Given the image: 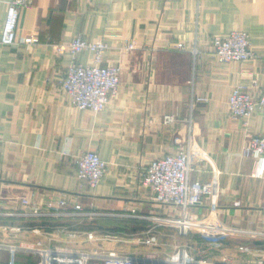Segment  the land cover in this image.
<instances>
[{"label":"crops","instance_id":"crops-1","mask_svg":"<svg viewBox=\"0 0 264 264\" xmlns=\"http://www.w3.org/2000/svg\"><path fill=\"white\" fill-rule=\"evenodd\" d=\"M10 1L0 0V264H19L28 242L71 249L80 230L76 221L93 222L74 216L40 220L24 214V197L43 205L66 195L87 210L124 215L100 218L101 228H123V221L168 224L166 218L178 216L179 209L157 203L140 172L152 159L187 146L190 118L191 178L206 190L189 213L216 230L215 237L195 242L216 247L212 240L221 238V230L237 228L247 233L225 241L232 256L252 262L264 255L261 157L245 154L247 129L228 102L237 85L256 96L263 92L264 0H33L21 10L18 37L39 41L5 45L1 36ZM235 29L249 33L256 57L220 61L213 37ZM76 36L104 38L110 45L105 64L122 66L120 87L99 112L72 105L62 88L75 59L92 60L88 51L76 57L57 53L54 43ZM130 42L136 48L124 51ZM198 96L209 101L192 105ZM166 115L175 120L166 122ZM249 123V132L264 136V109ZM88 149L109 165L94 189L79 178L75 160ZM133 210L136 216H129ZM240 244L249 250L237 251Z\"/></svg>","mask_w":264,"mask_h":264},{"label":"built area","instance_id":"built-area-1","mask_svg":"<svg viewBox=\"0 0 264 264\" xmlns=\"http://www.w3.org/2000/svg\"><path fill=\"white\" fill-rule=\"evenodd\" d=\"M32 2L33 0H11L9 2L7 16L3 25L1 43L5 45H13L17 42L34 44L39 41V38L34 35L22 38L18 37V23L21 10ZM178 46L185 48L182 42H179ZM54 47L59 54L70 51L75 57L87 51L92 53V60L89 63L79 62L75 59L68 66L61 84L62 88L70 96L72 105L81 110H91L93 112L104 110L117 93L122 76V66L120 64H105L106 53L110 49L109 43L104 38L92 41L82 36H76L66 42L54 43ZM212 47L220 61L246 62L256 57L249 33L241 29H235L226 34L215 35L212 40ZM135 48L136 45L133 42L126 43L123 46V50L127 52ZM197 52V49H194L195 55ZM196 101L208 102L209 98L198 96L192 105ZM228 102L232 116L241 119L245 129H247V143L244 152L246 155L255 154L261 157L259 171L263 174L264 136L249 132V119L257 110L264 109V89L261 95L256 96L244 85H237L232 89ZM174 120L175 117L173 115L165 116L166 122H173ZM188 122L187 146L175 153H168L152 159L140 172L141 184L152 191L153 199L157 203L163 206L172 205L177 207L179 212L182 213L179 219L172 220L167 218L166 222H181V224H178L179 231L185 235L190 230L212 228V224H204L205 221L197 220L196 217L189 213L191 207L202 202L206 187L201 181L192 180L191 178V173L194 170L191 143L195 132V122L192 118ZM75 160L79 168V178L91 188H96L108 171V162L101 158L93 149H88L75 155ZM22 202L25 207H28V211L24 214H31L40 220L82 215H88L90 218L92 216L103 218L111 215V213L87 210L81 203L75 202L71 204L70 198L66 195L61 196L56 202L43 205L33 203L26 197L22 199ZM69 205L74 206L73 210H67ZM16 229L20 231L21 227L18 226ZM227 230L247 233L237 228H229ZM88 233L86 232V234ZM144 243L146 245L157 244V234L152 233V235H148L144 239ZM36 245L38 247L26 246L24 249L33 250V252L40 254L39 264H219L207 255L198 257L197 255H190L187 252L158 257L156 255L123 254L118 253L116 250L104 253L64 249L45 246L42 241H39ZM238 248L248 251L250 247L241 245ZM229 261V263H234L231 260ZM238 264H264V255L258 254L252 262L247 260L240 261Z\"/></svg>","mask_w":264,"mask_h":264},{"label":"rangeland","instance_id":"rangeland-1","mask_svg":"<svg viewBox=\"0 0 264 264\" xmlns=\"http://www.w3.org/2000/svg\"><path fill=\"white\" fill-rule=\"evenodd\" d=\"M192 148V145H191ZM93 211V210H91ZM135 212V211H134ZM133 212L132 215L129 216H136V214ZM113 213V212H111ZM180 215L182 213L179 212L178 216L171 217L170 219L176 220L179 219ZM109 216H115V217H122L123 214L120 213H113ZM80 218H87L92 220L89 221V223L84 225V221H76L80 230H78L77 235L73 238H71V249H78L81 251H91V252H104L108 253L110 251L116 250L118 253H132V254H138V255H156L158 257H165L167 254L170 255H177L179 253H189L190 255H197L198 257L207 255L210 258H212L215 262L219 264H238L240 263L239 260H236L232 254L234 253V250H229L226 245V240L230 237H233V235H246L243 233H238L237 231H229V230H221L220 239L218 240H212V242H216V247H213L212 245L208 246V242H201L197 243L195 242V239L198 238H212L215 237L216 233L215 229L208 228V229H194L190 230L188 234H182L179 231L178 224L181 222L178 221H168V224L163 223L162 219H159L156 224H150V225H144L141 223H135V222H124L120 223V225L123 226V228H104L100 227V217L99 216H90L88 215H82V216H76L74 219ZM167 219V218H166ZM211 224L212 222H205L204 224ZM202 224V223H201ZM215 225V224H214ZM21 227V226H19ZM22 228V227H21ZM86 232H89L86 234ZM92 234L90 235V233ZM152 233L157 234L158 243L155 245H146L144 243V239L148 235H152ZM249 234V233H248ZM17 235V234H16ZM19 235H17L18 237ZM20 237V236H19ZM260 237V236H259ZM21 241V240H20ZM26 241V240H23ZM34 242H28L26 245L28 246H35L38 247V245L33 244ZM241 245V244H240ZM264 245V243H263ZM47 246V245H45ZM239 246V245H238ZM57 248H62L58 247ZM209 247H213L210 250ZM26 254H24L23 257L19 258V264H35L39 260L38 253L33 252V250H25ZM237 251H243L238 248ZM29 253V254H27ZM231 254V255H230ZM32 259V260H31ZM233 261L234 263H229L230 261ZM40 262V261H39Z\"/></svg>","mask_w":264,"mask_h":264}]
</instances>
